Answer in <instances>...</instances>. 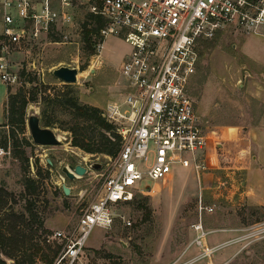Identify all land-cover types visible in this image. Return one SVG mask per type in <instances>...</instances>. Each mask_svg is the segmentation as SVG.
Returning a JSON list of instances; mask_svg holds the SVG:
<instances>
[{"label":"rangeland","instance_id":"374dc122","mask_svg":"<svg viewBox=\"0 0 264 264\" xmlns=\"http://www.w3.org/2000/svg\"><path fill=\"white\" fill-rule=\"evenodd\" d=\"M71 10V26L54 28L31 47L28 55L22 51L13 52L12 64L17 77L10 84L0 80V123L4 121L7 86L12 92L20 87L27 91L35 84L40 88L44 85L49 89L60 87L67 82L54 76L51 69L61 64L78 68L77 80L71 84L81 102L96 105L103 111L106 102L122 98L119 67L130 45L123 37L110 34L104 37L100 50L96 41L94 53L87 55L83 47L82 22L88 10L82 5H74ZM66 30L71 31L69 40L61 36ZM198 49L189 93L201 125L209 135L204 171L214 172L210 188L201 190V179L196 185L198 177L189 166L174 165L172 174L116 207L117 216L110 227L93 229L82 253L88 264H264V237L255 239L257 235H251L222 245L227 231L220 229L241 225L239 234L264 225V221L261 222L264 220L263 205L231 202L224 192L231 182L239 186L243 176L240 166L252 160L251 131H256L255 153H259L264 163V34L226 27L212 38L202 39ZM22 69L36 78L27 81L24 75L20 76ZM33 111L39 115L38 101L27 104L26 117ZM70 119V114L58 113L57 124L49 125L60 139L56 144L34 143L27 125L21 133L15 124L17 138L12 150L11 143L7 147L1 145L12 126L0 124V227L14 237L6 247L13 255L2 256L11 264H15V260L20 264H49L47 260H52L61 246L60 241L53 238V231L70 228L99 192L102 179L94 170L89 169L73 179L61 171L62 165L69 163L86 165L96 160L104 164L109 156L71 144L70 130L58 126ZM21 149L28 157L27 168L21 162ZM24 173L35 178L33 189L25 191ZM257 174L250 172L249 181L256 183ZM62 183L72 188L69 194L63 193ZM150 184L152 180L146 177L140 181L142 187ZM199 195L203 203L214 205L212 211H202L199 215ZM25 197L31 200L33 210L42 218V228L27 218ZM121 215L128 217L130 224ZM194 223L207 231L204 244L208 247L220 245L204 254L195 241L199 229L194 228ZM244 241L250 242L241 248Z\"/></svg>","mask_w":264,"mask_h":264},{"label":"built area","instance_id":"2783aa9c","mask_svg":"<svg viewBox=\"0 0 264 264\" xmlns=\"http://www.w3.org/2000/svg\"><path fill=\"white\" fill-rule=\"evenodd\" d=\"M74 5L104 19L98 50L110 34L123 37L130 45L119 67L122 98L106 102L102 111L120 134L121 145L100 168L91 166L96 160L86 164L87 171L94 170L102 179L99 192L70 228L53 231L61 246L49 264H88L82 253L93 229L110 227L117 216L116 207L165 179L174 165L189 166L200 179L207 168L209 135L189 93L199 42L226 27L264 34V0H0L2 82L16 80L13 52L28 55L54 28L71 26ZM70 33L66 30L61 36L69 40ZM145 177L152 184L142 187L140 181ZM213 209L214 205L203 203L199 195V215ZM121 218L130 224L128 217ZM193 225L199 229L195 241L204 254L220 245L208 247L203 239L207 231L198 223ZM251 235L264 237V225L221 244Z\"/></svg>","mask_w":264,"mask_h":264},{"label":"trees","instance_id":"16d2710c","mask_svg":"<svg viewBox=\"0 0 264 264\" xmlns=\"http://www.w3.org/2000/svg\"><path fill=\"white\" fill-rule=\"evenodd\" d=\"M82 23L83 47L87 50V55H91L94 53L95 43L99 38V28L103 25L104 19L99 15L87 12L86 19ZM20 76L27 78V81H32L36 78V75L25 72L24 69L20 71ZM75 91L72 84L68 82L63 83L60 87L52 86V89H49L48 85L40 88L35 84L27 91L20 87L14 92L9 91V87L7 86V93L3 103L4 121L0 124L12 127L7 132V135H5V141L1 145L7 147L8 143H11V150L14 148L13 145L17 136L14 133L13 126L15 124L18 125L19 131L23 133L26 129L27 104L31 101H38L39 118L42 125L49 126L57 124L56 118L58 113L70 114V121L59 123L58 126L70 130L71 144L88 152H102L112 157L115 156L121 145V136L115 130L114 124L103 116L102 110L98 106L81 102L76 96ZM23 139L25 142H29L26 137H23ZM20 152L22 153L20 155L21 162L27 168L28 157L24 154V150L21 149ZM34 165L37 169L39 168L36 160ZM34 182V177L28 175V173H24L22 184L24 185L25 191L30 190V187L33 189ZM25 200L24 208L27 212V218L42 228V218L36 210H33L31 200L26 197ZM13 238L11 234L4 232L0 227V264H11L6 261L2 254L8 256L13 255L9 253V249H6L8 242ZM14 262L15 264H20L19 260H15ZM47 262L50 263L51 258Z\"/></svg>","mask_w":264,"mask_h":264},{"label":"crops","instance_id":"0c3cea01","mask_svg":"<svg viewBox=\"0 0 264 264\" xmlns=\"http://www.w3.org/2000/svg\"><path fill=\"white\" fill-rule=\"evenodd\" d=\"M7 93V87L5 90V97ZM256 132V131H255ZM255 132H250L249 140L251 141V145L253 146L254 152L251 154V162L249 164L241 165V173L242 178L239 181V186L236 185L234 182H231V184H228V186L225 187V196L228 199V201L237 200V201H244L246 204H252V205H263L264 206V163L261 161L259 153H255V146L256 141L254 137ZM173 171V169H172ZM192 173H194L193 170H191ZM250 172H257L258 177L256 178V183H252L249 181L248 174ZM172 174V172L170 173ZM195 177L196 174L194 173ZM213 171H203L201 173L200 179H201V185L199 188L202 189H208L210 188V184L213 182ZM198 178H196V185H198ZM71 188V187H70ZM72 189V188H71ZM71 191V190H70ZM262 220L261 222H263ZM260 222V221H259ZM258 223V222H255ZM241 225H227L222 226V228L225 231H227V239H231L233 237H236L237 235L244 233L240 232L238 234V230ZM219 229V228H218ZM208 230V229H207ZM237 233V234H236ZM225 239V238H224ZM240 241V240H238ZM233 241V242H238ZM245 242V241H244ZM231 243V242H230ZM242 246V245H241ZM245 247V246H244ZM243 248V247H241Z\"/></svg>","mask_w":264,"mask_h":264},{"label":"water","instance_id":"95a60500","mask_svg":"<svg viewBox=\"0 0 264 264\" xmlns=\"http://www.w3.org/2000/svg\"><path fill=\"white\" fill-rule=\"evenodd\" d=\"M51 72L57 78L64 82L72 83L77 80L78 68L72 65L61 64L51 69ZM26 125L34 143L37 144H56L60 141L57 133L49 126H44L40 123L39 115L33 111L27 114ZM47 161L51 162L49 158ZM94 168H100L101 163L96 161L91 163ZM62 173L69 178L73 179L77 176L83 175L87 171V166L81 162L75 164H65L61 167ZM62 176V175H61ZM63 177V176H62ZM62 190L65 195L70 193V186L62 183Z\"/></svg>","mask_w":264,"mask_h":264}]
</instances>
